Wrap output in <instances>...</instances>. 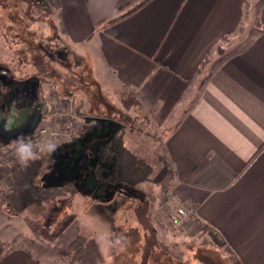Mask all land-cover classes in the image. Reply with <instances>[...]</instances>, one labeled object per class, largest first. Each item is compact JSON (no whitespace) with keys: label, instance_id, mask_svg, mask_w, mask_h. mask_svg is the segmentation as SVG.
Segmentation results:
<instances>
[{"label":"crops","instance_id":"1","mask_svg":"<svg viewBox=\"0 0 264 264\" xmlns=\"http://www.w3.org/2000/svg\"><path fill=\"white\" fill-rule=\"evenodd\" d=\"M25 1L33 15L32 0ZM49 1L51 40L59 41L61 50L54 53L55 67L35 74L70 96L80 128L52 152H46L47 144L34 151L40 178L52 172L43 188L97 203L101 199L93 194L91 172L92 181L108 182L115 175L122 183L139 175L142 164L145 174L136 183L149 181L158 190L116 191L111 199L118 202L117 226L135 218L150 234L156 231L154 210L168 186L174 195L170 205H195L224 237L222 247L207 233L184 239L178 253L186 262L207 264L200 258L207 255L212 262L264 264V0H148L109 25L99 23L128 12L140 0ZM8 21L6 29L12 31L16 20ZM5 39L0 68L12 74L7 83L0 76V103L7 105L0 106L3 113L10 109L11 91L25 80L21 70L28 64L24 49H18L23 40ZM71 71L89 72L93 85L84 77L76 85L65 76ZM35 89L41 119L50 108L42 102L43 90ZM20 94L26 96V89ZM10 121L0 112L4 148L29 136L40 120L33 130L34 124ZM17 164L12 158L5 161V176L15 173ZM20 216V207L11 201L0 207V264H45L47 247L25 234Z\"/></svg>","mask_w":264,"mask_h":264},{"label":"rangeland","instance_id":"2","mask_svg":"<svg viewBox=\"0 0 264 264\" xmlns=\"http://www.w3.org/2000/svg\"><path fill=\"white\" fill-rule=\"evenodd\" d=\"M0 3L2 5V7L0 6V24L2 25V29H0V42H4L0 46V49H7L5 43L7 40L5 38L11 41H14L15 38L16 40H23L20 42L21 47H18V49H24L23 59L27 56L30 60H28L29 64L22 67L21 72L24 75L37 70L34 65L35 62L39 63L36 72H40L39 67L44 68L46 66L43 69L44 71L48 68L55 67L56 59H54V53H57L59 48L61 50V43L59 41L58 43L55 39L51 40L54 32L49 31L52 20L49 17L52 11L50 1L32 0L33 15L30 14L29 3L25 0H0ZM10 18L16 20L15 22L13 21L15 26L13 25L12 31H10V28L8 30L6 29L12 23L8 21ZM16 31L17 33L19 31L18 37H15ZM53 41L54 43H51ZM12 44L14 45V43ZM62 50L65 51L66 55L69 52L67 48H62ZM46 52L48 53L46 54ZM17 54L19 57V53ZM32 55L37 56V58ZM51 55H53V59L50 60ZM64 63L65 61L63 65ZM77 67L78 65L74 67L75 71L79 68ZM59 69L65 73V70L62 68ZM79 73L77 71L73 75L71 71V73L69 72L65 76L68 75L67 78L70 77L76 85H79V78L82 79V77L90 81V84L93 85L91 83L92 75L89 72L84 76V73L81 75ZM59 90L63 95L70 98L60 86ZM2 94L0 91V96ZM0 106L7 107L5 103H0ZM133 114L134 111L130 113V115ZM2 148L4 147L0 146V150ZM42 148L43 146L40 149ZM13 161L15 164L19 163L14 159ZM38 163L39 160L37 158L30 161L27 166L22 167L19 163L14 167L15 173H12L10 176H5L6 167L4 163L3 168L0 170V188L3 185L4 188L2 189L5 192L3 193L5 202L0 207L6 206L7 200L8 202L11 201L15 206L20 207L22 212L20 222L26 223V228H28L25 234L30 235L32 239L36 240L40 245H43V247H47L46 254L43 256L45 264H72L71 255L65 252L78 236H87L89 239L86 244L84 264H191L185 261V255L178 253V247L186 243L184 239L200 234L193 231L189 224L180 221V218L175 212L176 206L170 205V201L162 202L159 199L160 202L154 210L159 220H156L155 227L153 228L159 231L157 232L158 234H154L156 233L154 230L152 234L147 232L143 223L135 218L131 219L128 225L117 226L116 215L114 216L113 213L119 209L116 206L118 202L115 199H110L104 201L108 202L104 205L102 201L104 198L107 200L113 196L112 187L106 188V191H104V188L100 194V198L102 199L99 200L100 202L85 201L81 203L77 200L78 193L73 192L71 194L67 190H60L58 193H54L47 191L45 187L43 188L44 184H50L48 182L52 179V172H44L45 176L41 179L40 173L38 172ZM144 170L145 166L141 164L138 172L139 175L124 179L125 181L122 183H117L114 175L108 182L113 185L120 184L126 187L129 194L136 195L137 190H145L147 193L153 194L158 190L157 186L153 183L145 180L136 183L137 180L143 178L145 174ZM17 173L19 180H16L18 176L15 177ZM0 197H2L1 193ZM120 197H122L121 194ZM66 206L70 211L67 210ZM152 236L155 242L152 244L153 250L149 252L154 254V256L150 259L149 263L146 259L148 257H146V254L149 253L146 237L149 240ZM117 237L121 238L118 242L116 240ZM200 258L206 259L208 261L207 264H226L221 259L217 262H212V257L207 255L200 256Z\"/></svg>","mask_w":264,"mask_h":264},{"label":"built area","instance_id":"3","mask_svg":"<svg viewBox=\"0 0 264 264\" xmlns=\"http://www.w3.org/2000/svg\"><path fill=\"white\" fill-rule=\"evenodd\" d=\"M44 102L50 108V113L42 117L35 130L24 139L31 142L33 151L40 149L47 143L54 145L62 144L71 139L80 128L79 111L72 100L63 95L55 82L49 81L45 87ZM16 145L2 148L0 150V170L5 161L12 158L18 161L15 155ZM162 201H171L174 195L168 186L161 190ZM181 222L189 224L191 229L199 233L211 234L217 246L222 247L224 237L222 233L209 226L199 215L195 205L179 201L176 210ZM179 221V222H180Z\"/></svg>","mask_w":264,"mask_h":264},{"label":"flooded vegetation","instance_id":"4","mask_svg":"<svg viewBox=\"0 0 264 264\" xmlns=\"http://www.w3.org/2000/svg\"><path fill=\"white\" fill-rule=\"evenodd\" d=\"M32 56L37 58V56H35V55H32ZM25 59H26V61L29 60V58L27 56ZM29 61H28V64H29ZM31 62H33V61L31 60ZM34 65L36 66V69L38 70L39 63L35 62ZM44 68H45V66H44ZM44 68L39 67V70L44 71L43 70ZM10 74H12V72L8 68H6V67L0 68V76L2 77L1 80L3 81V83L8 82V80L6 78L11 77ZM12 77H14V76L12 75ZM39 78H40V76L36 75L35 72L27 73L25 80L23 81L22 85L19 87H15L13 89V91H11V96L13 97V99H12V102L9 103L10 104L9 111L3 113L0 110L2 115L6 116V122H9L10 120H11L10 122H13V123H14V121H18V122H16V124H18L19 122H21V124L27 122V127H29L32 124H34L37 119H39L41 108L37 107L36 99H39L40 97L38 94L39 92H37V94H35V90H37V89H35V87L43 90L42 102H44L45 87L47 84V82L44 81V83H42V85H40L41 79H39ZM20 81L21 80H17L16 82H20ZM41 82H43V81L41 80ZM23 88L26 89V91H27L26 96H22L20 94L21 91L23 90ZM17 103H20V104H17Z\"/></svg>","mask_w":264,"mask_h":264},{"label":"trees","instance_id":"5","mask_svg":"<svg viewBox=\"0 0 264 264\" xmlns=\"http://www.w3.org/2000/svg\"><path fill=\"white\" fill-rule=\"evenodd\" d=\"M148 0H140L131 10H129L128 12H126V13H124V14H115V15H113V16H110V17H108V18H106V19H104V20H102L99 24H103V25H109V24H113V23H115L116 21H118V20H120V19H122L123 17H125V16H127L128 14H130V13H132L133 11H135L137 8H139L140 6H142L145 2H147ZM29 44H30V41H29ZM41 80L43 81V82H41ZM40 80V85H42V83H44V81L45 82H49V81H52V82H54L53 80H45V79H41ZM56 83V82H55ZM57 84V83H56ZM58 85V84H57ZM58 87H59V85H58ZM1 146V145H0ZM74 163H77V160L75 161V159H74V161H72L71 162V165H73ZM90 179L91 180H89V182H91V183H93V185L95 186H93L92 188H95L96 190H94L95 192L93 193L94 195H96L95 197H98L99 199H101L100 198V194H101V192L104 190V188H105V190L104 191H106L107 189L106 188H108V187H112V194H113V196L115 195V193H116V191H119V192H124V193H127V191H128V189L126 188V187H124V186H122V185H113V184H110L109 182H103V181H92L93 180V177H95L94 176V173L93 172H91V174H90ZM1 195H2V197H0V206H2L3 204H4V202H5V198H4V195H3V193H1ZM113 196H111V197H109L107 200H110ZM102 200V199H101ZM106 200V198H104L103 199V201H107ZM200 235H202V234H205V233H199ZM120 240H121V238H120ZM123 240V239H122ZM132 240H134V239H132ZM147 240V243H148V245H147V250H148V252L150 251H152L153 250V246H152V244L155 242L154 241V239H153V236H152V238L151 239H146ZM87 242H88V237L87 236H78L73 242H72V244L70 245V247H69V249L65 252L66 254H68V255H71V257H72V264L73 263H77V264H84L83 263V260H84V258H85V255H86V244H87ZM149 252V253H150ZM148 254V253H147ZM146 254V257L147 256H149V255H147ZM150 254H152V253H150ZM153 256H154V254H152L151 256H149V258L151 259V258H153Z\"/></svg>","mask_w":264,"mask_h":264},{"label":"clouds","instance_id":"6","mask_svg":"<svg viewBox=\"0 0 264 264\" xmlns=\"http://www.w3.org/2000/svg\"><path fill=\"white\" fill-rule=\"evenodd\" d=\"M55 145L52 143H47V151L46 152H52L55 149ZM40 152H45V151H40ZM15 155L18 159V162L22 166H27L30 161H33L37 157V152L33 151V145L29 141L27 143L24 142L23 138H20L17 141V146L15 148Z\"/></svg>","mask_w":264,"mask_h":264},{"label":"water","instance_id":"7","mask_svg":"<svg viewBox=\"0 0 264 264\" xmlns=\"http://www.w3.org/2000/svg\"><path fill=\"white\" fill-rule=\"evenodd\" d=\"M40 120V118L39 119H37L36 121H35V123H34V125H33V127L31 128V130H33L35 127H36V125H37V123H38V121Z\"/></svg>","mask_w":264,"mask_h":264}]
</instances>
